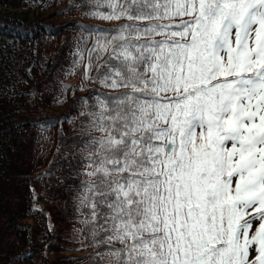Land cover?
<instances>
[{
	"label": "snow or ice",
	"instance_id": "obj_1",
	"mask_svg": "<svg viewBox=\"0 0 264 264\" xmlns=\"http://www.w3.org/2000/svg\"><path fill=\"white\" fill-rule=\"evenodd\" d=\"M108 7L148 23L98 45L127 91L87 145L85 223L112 264H264V0Z\"/></svg>",
	"mask_w": 264,
	"mask_h": 264
},
{
	"label": "trees",
	"instance_id": "obj_2",
	"mask_svg": "<svg viewBox=\"0 0 264 264\" xmlns=\"http://www.w3.org/2000/svg\"><path fill=\"white\" fill-rule=\"evenodd\" d=\"M65 1L0 0V264H112L110 251L120 247L98 228L93 235L82 203L101 106L127 91L107 86L111 45H98L121 25L148 22L94 15L112 11L108 0H68L60 10ZM73 60L83 71L76 80L61 71ZM59 85L65 99L52 101ZM54 129L56 145L39 153L46 138L40 144L35 134Z\"/></svg>",
	"mask_w": 264,
	"mask_h": 264
},
{
	"label": "rangeland",
	"instance_id": "obj_3",
	"mask_svg": "<svg viewBox=\"0 0 264 264\" xmlns=\"http://www.w3.org/2000/svg\"><path fill=\"white\" fill-rule=\"evenodd\" d=\"M67 5H68V0H66L65 2H62V4L59 7L60 10L65 9L67 7ZM99 13H101V12H99ZM85 17H86V15H82V18L87 19ZM100 18L103 20L102 16H100ZM58 41L59 40H56V39H48L47 40V44L49 46L50 45L55 46V45L58 44ZM81 67H82L81 64L75 63V61L73 60L70 63L69 66L62 68L61 71L63 73V77H65L67 79L69 78L71 80H76V79L82 77L83 76V71H82ZM75 69H78V73H75ZM57 78H58V80H61L62 79V75H60V74L57 75ZM54 90H56V91L53 94L51 100L53 101V99L55 97H58V102L64 101L65 94L66 93L63 91V85L62 86L59 85L58 87H54ZM65 107H67V103L63 105V108H65ZM57 135L58 134H57V130L56 129H54V130H48L46 132L45 136H44V132H38V133H36L35 134V139L37 140V142L40 143V144H43L44 143V145H42L40 147V152L39 153H42V154H45V155L49 154L52 151L54 145H56V142H57V137L56 136ZM42 137H45L46 138V141H45V139L42 140L43 143L41 142V138ZM76 227H79V225L77 223H76ZM79 230H80L79 228L76 229V231H79Z\"/></svg>",
	"mask_w": 264,
	"mask_h": 264
}]
</instances>
